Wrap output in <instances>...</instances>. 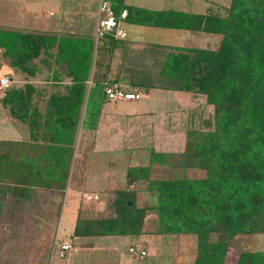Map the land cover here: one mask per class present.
<instances>
[{
	"label": "trees",
	"instance_id": "obj_1",
	"mask_svg": "<svg viewBox=\"0 0 264 264\" xmlns=\"http://www.w3.org/2000/svg\"><path fill=\"white\" fill-rule=\"evenodd\" d=\"M101 2L108 3L115 25L104 30L97 45L69 32L0 28V51L11 58L10 65L34 76L40 68L33 60L43 52V64L55 57L71 80L65 92L48 96L43 110V91L31 83L5 89L0 98L30 134L25 141L0 139V228L38 188H66L92 72L90 80L104 86L201 95L213 111L188 128L182 151L151 149L146 165L128 166L124 188L113 191L108 205L113 214L82 211L72 235L138 236L153 211L159 235L195 236L193 264H226L235 236L264 233V0H230L206 13L155 10L125 0ZM125 24L204 32L220 39L214 49L169 44L137 49L116 36ZM136 49L137 59H131ZM118 52L122 60H116L120 67L113 70ZM58 71L54 69L55 80ZM102 99L109 101L105 95ZM154 168L183 174L153 179ZM140 184L153 196L152 203L137 204ZM235 264H264V250L241 251Z\"/></svg>",
	"mask_w": 264,
	"mask_h": 264
},
{
	"label": "rangeland",
	"instance_id": "obj_2",
	"mask_svg": "<svg viewBox=\"0 0 264 264\" xmlns=\"http://www.w3.org/2000/svg\"><path fill=\"white\" fill-rule=\"evenodd\" d=\"M100 2L101 0H0V28L31 33L69 32L88 36L94 39L97 45L101 38L96 37ZM125 2L155 10L206 13L211 7L216 8L217 4L227 6L230 0H125ZM105 15H108L107 12H102L100 20L107 19ZM123 28L127 31L136 29L129 27V24L123 25ZM137 28L141 31L142 47L149 44L183 43L180 39L181 30L151 26ZM130 37L131 34L128 32L125 38ZM219 39V36H206L200 38V42L197 38L188 45L214 49L218 46ZM142 47L136 46L137 49ZM137 49L132 50L131 59H137ZM1 53L0 51V98L5 89L31 83L42 91L44 89L46 96L41 100L40 108L43 110L48 96L55 94L56 88L59 87L65 92L71 84L70 78L62 72V65L55 61V57L49 58L48 65L43 64L47 56L41 52L33 60L40 70L34 76H28L19 68L10 65L11 58ZM93 53L95 58V46ZM122 55L118 52L115 56L119 58H112L113 70L120 67L115 61L120 60ZM139 55L142 60V54ZM57 68L58 80H55L54 69ZM92 69L97 70V67L93 65ZM101 71H104V68H101ZM91 77L92 72L90 79ZM90 79L87 82L86 98L79 121L75 151L66 185L67 192L61 201L62 211L60 210V215L55 217L52 229L46 226L49 224L47 221L43 223L41 217L32 213L31 203L22 206L23 214L18 213L16 219L9 223L4 221L3 227L16 226L15 231L19 236L12 237L5 230L2 231V227L0 228V264H66V256L72 255L74 249L63 252L62 256H59V251L66 250L61 247L60 237L65 226L64 219L67 213L71 214L73 210L68 201L71 200V190L78 188L74 212L76 218L82 211L94 216H111L113 211L108 205L114 198L113 191L123 189L125 186L126 168L131 165H146L151 149L164 152L182 151L188 128L198 126L200 115L201 118H206L213 111L212 106L205 102L204 96L162 89H140L141 97L138 100L105 101L102 99L103 85L96 84ZM1 81L2 83L5 81L7 85L1 87ZM88 100L93 104L92 107L87 105ZM190 117L194 124L190 123ZM17 125L23 129L21 136H24V140L30 137L28 128L14 119L8 109L0 103V138H12ZM13 127L14 130L11 131ZM8 130L7 134H2ZM182 174V171L154 168L151 177L164 179L171 176L182 177ZM136 187L138 205H147L154 201L153 196L144 190V186L140 184ZM157 222L156 212L150 211L146 216L143 232L138 236L80 238L84 244H90V247L95 248H87L90 251L74 257L80 259L83 264H88L92 257L95 264L100 249L115 255L113 263L110 264H116V257L119 255L123 256L120 264H193L197 251L195 236L159 235ZM50 231L51 239L47 237ZM67 246L69 248V245ZM141 250H145L147 254L141 255ZM247 250H264V233L235 236L225 257L226 264H235L239 253Z\"/></svg>",
	"mask_w": 264,
	"mask_h": 264
},
{
	"label": "crops",
	"instance_id": "obj_3",
	"mask_svg": "<svg viewBox=\"0 0 264 264\" xmlns=\"http://www.w3.org/2000/svg\"><path fill=\"white\" fill-rule=\"evenodd\" d=\"M129 5H134V4H129ZM135 6H139V5H135ZM138 26H140V25L130 24L129 27L136 28L133 31L131 30L132 33H134V34L132 35L131 31H127L125 29L126 34L122 37L124 39H127L128 42L130 43V46L135 47V48H136V46L142 47L141 46L142 44L140 43L142 36H141V31L137 28ZM128 32L131 34V37L130 38H125ZM180 36H181L180 39H182V41H183V43H181L180 45L189 46L188 43L191 42V41L194 42V39L197 40V38H199V42H200V38H205L206 36H208V37L209 36H217V35H212V34H208V33H204V32H192V31H189V30H183L181 32ZM169 45H172V44H169ZM203 48H205V47H203ZM115 62H117V61H115ZM96 84L103 85V87H104V82H100V83H96ZM121 85L124 86V82L121 83ZM55 91L56 92H60V93L63 92L61 90V88H59V87L56 88ZM42 94H43V97L46 96V94L44 93V89H43V93ZM87 105L92 107L93 104H91L90 100H88ZM17 121L20 124H22L20 122V120H17ZM22 125L24 126V124H22ZM15 127L17 128L16 129L17 131L15 130V133L13 134L14 136L12 138H10L11 140H14V141L29 140L30 137H28V138H26L24 140V138H23L24 136L23 137L21 136V134H23V132H22L23 129H21V127L19 125L15 126ZM24 129L26 130L25 127H24ZM13 130H14V127L11 129V131H13ZM8 132H9V130L6 131V133L4 132L2 134H7ZM26 135H28V132H27ZM29 136H30V134H29ZM0 139H7V138H0ZM77 190H78V188H73L71 190V193H70V199L71 200H68V201L73 206V210H71V214L67 213V215L65 217L66 219H64L65 220V226H64V230H62V232H61V237H60L61 245L62 244L69 245V248H66V250L59 251V256H62L63 252H65V251L70 252L71 249H74L72 255L66 256V258H67L66 259L67 260L66 264H71L73 262H75V264H83V263H81L80 259L78 260L77 257L75 258L74 256L78 255V254H80V256H82V255H84L86 253L85 251H90L87 248H90V249L91 248L92 249L95 248L94 246L90 247V244H84L83 241L80 239V237H73L72 236L73 229H74V222L76 220V215H74L75 214L74 212H75V209H76L75 208V206H76L75 198H76V194L78 192ZM66 192H67V188H65L63 191L38 188L36 190V192H34L33 197L31 198V200H27L26 203L27 204H30V203L33 204L32 213L35 216L41 217L43 223H44V221H47V223H49V224H47L46 226L49 229H52V227L54 225V221L56 219L55 217H57V215H60V210L62 211L61 201H62V197L63 196L65 197V193ZM15 198H16V196L12 195V199L13 200H18L19 199V198H16V199ZM23 211H24V209L22 210V208L14 210V212H12L11 216L8 218L9 220H8L7 223L11 222L13 219H16V216H18V213L23 214ZM43 217H46V218H43ZM38 223H40V222H38ZM67 223H68V225H67ZM70 223H71V226H69ZM1 227H2V231L5 230L12 237L16 238V237L19 236L18 233H16L17 231H15V229L17 228L16 226L9 227V226H5L4 225V227H3V225H2ZM41 227H43V226H41ZM67 227H68V230H67ZM47 237L49 239H51V231H50V233H47ZM74 238H76L75 241H74ZM92 238H105V237H92ZM143 251H145V250H143ZM146 254H147V252L145 251L144 255H146ZM91 255L94 256L93 254H91ZM101 257H102V259H101ZM122 257L123 256H121V255L116 257V260H117L116 264H120V261L123 260ZM114 259H115V255H113V253L111 254L110 251H107V250L103 251V250L99 249L98 252H97V256L95 258V264H102V263L103 264H110V263H113ZM90 260L91 261H88V264H94V258L91 257Z\"/></svg>",
	"mask_w": 264,
	"mask_h": 264
},
{
	"label": "built area",
	"instance_id": "obj_4",
	"mask_svg": "<svg viewBox=\"0 0 264 264\" xmlns=\"http://www.w3.org/2000/svg\"><path fill=\"white\" fill-rule=\"evenodd\" d=\"M107 12V19L100 20V15L102 12ZM113 25H115V21L112 16L111 10L107 7V4L105 2H100L99 5V24L96 29V37L102 36L103 32L105 29H110ZM106 26V27H104ZM126 31L122 27H119L116 31V36L117 37H123L125 35ZM1 87H5L7 83L5 81H1ZM103 95L106 96L108 100H113V101H126V100H138L141 97V92L138 89H132V90H125L122 87H117L115 86H104V91ZM87 196V195H84ZM61 247L63 249L68 248L67 245L62 244ZM141 255L145 254V251L140 252Z\"/></svg>",
	"mask_w": 264,
	"mask_h": 264
}]
</instances>
